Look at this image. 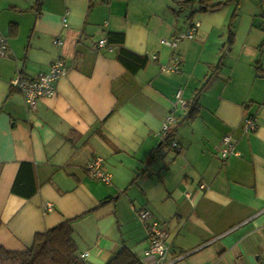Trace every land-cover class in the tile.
<instances>
[{"label":"crops","instance_id":"1","mask_svg":"<svg viewBox=\"0 0 264 264\" xmlns=\"http://www.w3.org/2000/svg\"><path fill=\"white\" fill-rule=\"evenodd\" d=\"M186 1L0 0L9 55L0 56L1 247L24 250L68 220L80 258L106 264L146 241L137 216L146 209L166 231L170 264H264V0L207 12ZM192 24V40L161 44ZM110 33L146 66L133 74L118 47L98 48ZM175 56L179 72H162ZM58 58L67 71L55 94L28 110L12 80L45 73ZM171 113L175 131L164 143ZM245 115L257 120L248 134ZM227 134L235 154L222 160ZM94 157L109 183L87 172Z\"/></svg>","mask_w":264,"mask_h":264},{"label":"built area","instance_id":"2","mask_svg":"<svg viewBox=\"0 0 264 264\" xmlns=\"http://www.w3.org/2000/svg\"><path fill=\"white\" fill-rule=\"evenodd\" d=\"M64 26H66V19L62 20ZM197 24H192L185 32H176L170 40H161V44L174 49L180 42L184 40H192L197 31ZM53 44L60 47L63 44L61 38H54ZM98 48H107L109 51H113L115 46L109 44L107 39H101L97 43ZM0 56L8 58V46L5 38L0 37ZM155 58V57H154ZM176 61L172 65H166L161 67V71L164 73H177L179 72L178 57L175 56ZM67 68L62 59L58 58L50 65L49 69L45 73H40L31 79H25L17 77L11 82V86L14 89L19 90L24 98L26 108L30 111H34L38 105L39 100L42 98H50L55 94L56 82L58 79L66 74ZM182 92L179 91L176 94L177 102L180 103L182 108H185V102L182 100ZM177 122L173 113L165 116L162 128V139L167 138L168 134L175 126ZM257 127L256 117L253 115H245L242 118L241 129L244 133L248 134L253 132ZM171 146L178 150V144L171 142ZM235 154V142L231 135L227 134L222 138L221 145L219 147L220 159L226 160L229 156ZM86 170L89 175L102 182L109 183L111 176L103 170V160L100 157L92 158L86 164ZM200 189H204L205 185L201 184ZM52 206L47 204L45 210H51ZM137 216L141 221L146 234L147 239L144 243L138 244L132 250L138 254L143 264H170L167 262L166 254L168 251V245L165 243L166 231L158 221H156L149 210H140L137 212ZM88 255L85 252L81 257L85 258Z\"/></svg>","mask_w":264,"mask_h":264},{"label":"trees","instance_id":"3","mask_svg":"<svg viewBox=\"0 0 264 264\" xmlns=\"http://www.w3.org/2000/svg\"><path fill=\"white\" fill-rule=\"evenodd\" d=\"M43 0H36L40 8ZM226 2H213V0H189L185 3H197L199 12H207L226 5ZM109 44L118 47V61L131 73H136L143 69L148 59L144 56L137 55L124 48L123 35L121 33H110L107 39ZM195 105H189L187 119L195 117ZM174 128L170 131L167 138L163 139L164 143L171 140L174 134ZM15 192V186L13 187ZM0 264H86L77 252V245L72 236V229L68 220L62 221L53 228L45 232L36 233L31 245L21 251H11L0 246ZM106 264H143L138 254L125 247L115 253Z\"/></svg>","mask_w":264,"mask_h":264},{"label":"rangeland","instance_id":"4","mask_svg":"<svg viewBox=\"0 0 264 264\" xmlns=\"http://www.w3.org/2000/svg\"><path fill=\"white\" fill-rule=\"evenodd\" d=\"M173 129V128H172Z\"/></svg>","mask_w":264,"mask_h":264}]
</instances>
